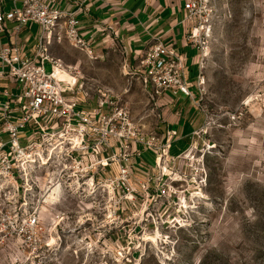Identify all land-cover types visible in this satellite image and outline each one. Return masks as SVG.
Masks as SVG:
<instances>
[{
    "label": "rangeland",
    "instance_id": "1",
    "mask_svg": "<svg viewBox=\"0 0 264 264\" xmlns=\"http://www.w3.org/2000/svg\"><path fill=\"white\" fill-rule=\"evenodd\" d=\"M194 26L207 53L201 93L199 51L184 41L193 99L168 95L165 111L118 45L101 56L67 41L51 46L92 95H113L141 136L164 144L166 121L176 135L167 161L152 151L136 160L132 200L63 186L39 204L41 230L28 245L0 217V264H264V0H207L186 34Z\"/></svg>",
    "mask_w": 264,
    "mask_h": 264
},
{
    "label": "built area",
    "instance_id": "2",
    "mask_svg": "<svg viewBox=\"0 0 264 264\" xmlns=\"http://www.w3.org/2000/svg\"><path fill=\"white\" fill-rule=\"evenodd\" d=\"M57 1L10 0L7 6L0 0V191L6 190L9 205L8 212L0 210V217L7 224L3 231L27 245L38 241L44 188L64 186L75 194L88 191L101 198L132 200L136 193L132 172L143 166L136 160L152 151L155 158L167 161L169 139L176 135L166 128L162 145L154 135L141 136L129 111L113 95L101 91L92 95L70 67L50 54L51 46L62 41L91 54L76 17L85 0L76 3L73 11L59 8ZM182 1L183 21L190 23L201 17L207 3ZM30 25L39 28L34 43L19 44L17 37ZM197 28L192 27L185 41L199 51L195 87L200 94L207 53ZM3 35H8L5 42ZM135 61L156 106H162L164 94L193 99L186 59L175 41L166 44L153 37ZM57 68L73 79L59 78Z\"/></svg>",
    "mask_w": 264,
    "mask_h": 264
},
{
    "label": "crops",
    "instance_id": "3",
    "mask_svg": "<svg viewBox=\"0 0 264 264\" xmlns=\"http://www.w3.org/2000/svg\"><path fill=\"white\" fill-rule=\"evenodd\" d=\"M82 1L58 0L57 6L73 11L76 3ZM5 2L8 6L10 0ZM182 4V0H85L76 17L79 31L89 43L90 53L101 56L100 50L116 44L126 58L135 61L137 54L153 37H160L166 44L175 41L180 52L186 48L183 42L188 28L187 22L183 21ZM7 26L10 28L13 24ZM36 28L35 25L24 28L17 37L18 43L24 44L28 40L29 45L33 44ZM7 38L8 35H3L1 42ZM173 98L180 99L178 95ZM160 104L161 110H168V94L162 96ZM166 125L168 128V121Z\"/></svg>",
    "mask_w": 264,
    "mask_h": 264
},
{
    "label": "bare ground",
    "instance_id": "4",
    "mask_svg": "<svg viewBox=\"0 0 264 264\" xmlns=\"http://www.w3.org/2000/svg\"><path fill=\"white\" fill-rule=\"evenodd\" d=\"M56 72H57V76L61 79H66V80H72L73 79V75H71L70 73L68 72H65L63 70H61L60 68H57L56 69ZM59 188L58 186H54V187H51L48 191H47V195H45V202L46 201H50L55 199L56 197V194H59Z\"/></svg>",
    "mask_w": 264,
    "mask_h": 264
}]
</instances>
